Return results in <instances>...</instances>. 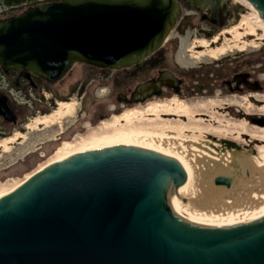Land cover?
Returning a JSON list of instances; mask_svg holds the SVG:
<instances>
[{
    "label": "water",
    "instance_id": "obj_1",
    "mask_svg": "<svg viewBox=\"0 0 264 264\" xmlns=\"http://www.w3.org/2000/svg\"><path fill=\"white\" fill-rule=\"evenodd\" d=\"M179 1L61 0L26 8L0 20V70L17 72V82L34 76L53 83L75 64L133 68L163 46ZM182 1L218 28L230 17L229 0ZM246 1L264 20V0ZM172 83L163 72L137 87L134 102ZM6 100L0 93V116L11 121ZM230 182L169 146L75 154L0 198V264H264V216H241L243 201Z\"/></svg>",
    "mask_w": 264,
    "mask_h": 264
},
{
    "label": "rangeland",
    "instance_id": "obj_2",
    "mask_svg": "<svg viewBox=\"0 0 264 264\" xmlns=\"http://www.w3.org/2000/svg\"><path fill=\"white\" fill-rule=\"evenodd\" d=\"M230 1L233 2H230V8L232 10L231 18H233V20L229 21L230 26L227 30L226 28L222 30H220V28L218 29V31L220 32H217V34L219 33L217 36H220V40H218V44L216 45L217 48H214V44L208 46L209 40H206L199 36H192V30L186 31L184 33V36L179 39L176 59L184 70L197 67L199 68V66L208 65L207 67L202 68V70H207L206 68H211L212 66L216 69H219L221 67V63H227L226 58H228V74L235 68V66H244V68L247 69V71L250 73V77L252 80L251 84L254 82H259L261 84L263 83V86L264 29H259L255 33V35L246 37L241 35L235 36L228 33V31L235 29L237 26H240L244 20L251 18L255 13H257L246 0ZM24 10L17 9V13H22ZM251 25L256 29H258L259 27L257 26L258 24L256 25L255 21H253V23L251 22ZM242 32H244V30H242ZM221 33L222 35H220ZM199 42L201 44L205 43L203 44L204 48L199 47ZM219 49L225 51L226 54L223 53L224 55H212L208 57L209 55L204 53L206 51H208L209 53L217 52V50L219 51ZM171 50L167 51L166 53L168 58L171 54ZM201 52H203L204 54H201ZM218 56L221 57L218 58ZM212 58L218 59L213 60ZM113 72L115 71L101 70L82 64H75L61 79V86L64 89L73 86H85L86 93L89 96L88 98V96L86 95V97L88 98L87 105L89 106V109L95 110L96 113L99 112V110H113L112 112H110V118L103 120L104 124L110 123L113 118L122 117L124 115L130 114L131 112H137L139 115L144 116L145 119H153L152 116H149V114L145 112L146 108L152 106L153 103L165 105L164 102H167V100H154L150 105L144 108L143 106L147 104L124 108L120 111L119 114H115L114 110H116L117 104L105 100L109 96L110 87L114 80L113 76L115 75V73ZM207 72H210V70H207ZM140 73L132 75L129 72H123L122 74L118 75V83L121 84L123 88H125L124 85H129L130 83L137 81L138 79L144 78V75L139 77ZM1 74L2 73L0 72V75ZM8 88V85L0 77V91L7 90ZM245 91L246 92L240 94H228V97L225 98L219 93V89H217L215 91V94L211 97L214 99L212 101L215 102V105H212V110L210 108V113L215 118H218L220 124H223L221 125L219 132H201L200 135H198L201 139L198 136L187 132L183 134L184 138H182V135H180V138H182L188 144V148L190 150H195L194 152H196L197 156L201 160L208 163L215 169L226 175H240L241 173L245 177L244 179H248L247 182H250L246 171L249 170L250 174L252 173L253 176L256 166H262L264 164V149H262L264 146V138H260L261 136H264V132L261 131V129H264V88L261 91L250 89H246ZM10 92L12 94V97L18 102V104H22L23 106H25L26 104L27 107L30 106V102L26 101V99L23 98L22 93L14 92L13 90H11ZM81 96L82 94H79L78 96L74 94L70 97V100H68L67 102L73 104V111L59 120L58 124H56L55 126L47 127L46 125L38 123L40 120L51 116L59 110L60 105L57 107V105L55 104V108H53L52 112L45 117L42 116V113L40 114L39 112H36L35 114H32L28 109H23V112L20 114L25 118L22 126L27 125L26 128L24 127L23 129H20L18 127L7 126L9 128L8 130L10 135L7 138H0V143L2 145H4V141L6 139L8 140L9 138L16 136L17 134H22L23 136L17 137V139L13 142L5 143L7 145L6 151L3 147H0V196L13 191L15 188L22 185L28 176L35 174L41 168L56 160L59 157L57 154L59 151H61L63 154H66L67 151L65 150V144H71L72 141H64V144H62L61 146L59 144L54 148L51 147V143L49 145L48 142L53 143L54 139L58 138L59 132L61 130L63 131L64 129H66V127L78 123L77 119H79V116L76 117V112H78L80 106ZM93 96L96 99H94ZM174 98L176 97L174 96ZM177 99L178 101H176V103H169L168 105H170L171 108H177L180 103L185 101L187 108L196 109L197 107L207 103L204 101L208 98L201 97L199 94L194 95L191 98L182 99L179 97ZM32 105L33 104H31V106ZM162 111L163 110L158 109V107H155V114H157L158 116ZM159 117L161 121H167L162 120L166 118L170 119L168 121H175L171 120V118H175L177 121V118L172 116L163 117L162 115ZM194 118L195 121L201 119L206 125L210 121V118L206 116L195 115ZM181 120L186 123L188 122L187 119L182 118ZM242 120H246V123H248L247 125H249L250 130L254 131L255 134L258 135V141L256 140V138L250 136L241 135L239 137L238 134L235 133V131L225 127L227 122L228 124L230 122L239 123ZM96 125L94 126L86 120V122H84L82 131L78 132V134L83 135L86 132L85 127L96 129L100 126V124L98 126ZM217 126L218 125H215V127ZM88 132L89 130L87 131V134L85 136H81L82 139L77 138V141L72 142V150H81L90 145L88 142V136L92 132ZM153 133L163 136L162 134H160L161 132ZM191 137H193L194 139H192ZM224 142L231 146L234 145L236 150H234L233 152H225L223 146ZM85 143L87 144V146ZM252 176H250V179L252 178Z\"/></svg>",
    "mask_w": 264,
    "mask_h": 264
},
{
    "label": "flooded vegetation",
    "instance_id": "obj_3",
    "mask_svg": "<svg viewBox=\"0 0 264 264\" xmlns=\"http://www.w3.org/2000/svg\"><path fill=\"white\" fill-rule=\"evenodd\" d=\"M58 1L61 0H23V1H18L17 3H9L10 4L9 5L7 3V0H0V20L18 15V13L20 12L17 13V9L24 10L29 7H37ZM230 2L233 3L232 1ZM179 6H180L179 18L177 20V23L173 31L166 39L163 46L158 51L153 53L150 57H148L146 60H144L141 64L133 68L122 69L113 72L115 73V75L113 76L114 80L110 87L109 96L105 100L117 104V108L116 110H114L115 114H119L120 111L123 110L124 108L147 104L143 106L144 108L150 105L151 102L154 100H159V101L167 100V102L164 103L165 105H168L169 103H176V101H178L177 98L179 97L182 99H186L199 94L201 97L208 98L205 99L204 102L207 103L214 102L212 101L214 99L211 97L215 94V91L217 89H219V93L226 98L228 97V94L244 93L246 92L245 91L246 89L261 91L264 88V85L262 86L263 83L261 84L259 82H254L251 84L252 80L250 77V73L247 71V69L244 68V66L242 67L235 66V68L231 70V72H229L228 74V58H226L227 63L225 64L221 63V67L219 69L218 68L216 69L213 66L211 68H206L207 70H210V72H207V70H202V68L207 67L208 65L199 66L200 69L197 67V68H190L184 70L176 59V52L178 50L179 39L184 36V33L186 31L192 30L193 33L192 36L194 37L199 36L206 40H209L208 46L214 44L215 45L214 48H217L216 45L218 44V40H220V36H217L219 33L217 34V32L220 31H218L219 29L218 26H216V24L211 21V17L207 15L205 11L199 12L193 6L185 4L182 0L179 1ZM10 9H14V10H10ZM227 10L230 12V17L226 20V23L220 28V30L225 28L227 30L230 26L229 21L233 20V18H231L232 10L230 8V3L227 4ZM220 35H222V33ZM199 44H200L199 47L204 48L203 44L205 43L201 44L199 42ZM169 50H171V54L168 58L166 53ZM204 53L208 54L209 55L208 57L212 55H221V54H217L216 52L209 53L208 51ZM204 53L201 52V54ZM224 54H226V52H224ZM219 57L221 56H218V58ZM218 58L215 59L212 58V59L217 60ZM0 72L2 73L1 70ZM123 72H129L132 75L140 73L139 77L144 75V78L138 79L137 81H134L129 85H124L125 88H123V86L118 83V79H117L118 75L122 74ZM163 72L171 73L176 78V83H172L171 85L160 87L156 91L158 92L156 95L155 94L152 95L150 98H147L144 102L135 103L134 100H137L141 97L139 94L134 95L137 87L146 82L155 81L156 79L159 78L160 74ZM17 76L18 73L14 71H10L9 74L2 73L0 75L1 79H3L9 87L7 90L0 91V93L4 97H6L7 100L5 105L12 112L11 121H8L0 116V130H1L0 138L9 137L10 135L8 130L9 126L18 127L20 129H23L24 127L26 128L27 125L22 126L25 118L20 114L23 112V109L26 110L28 109L29 112H31L32 114H35L36 112H39L40 114L42 113L43 114L42 116L45 117L46 115L52 112L53 108H55V105H57L58 107L62 103H69L67 101L70 100V97L74 94H76L77 96L79 94H82V96L80 97V106L78 112H76V117L79 116V119H77L78 123L66 127V129H64L63 131L61 130L59 132L58 138L54 139L53 143L48 142L49 145L51 143L50 146L53 148L59 144L61 146L62 144H64V141L75 142L77 141V138L82 139L81 136H85L88 130H89L88 133H90V132H94L95 130L97 131L98 129H101L102 128L101 126L104 124L103 120L110 118V112L113 111L111 109L107 111L99 110V112L96 113L95 110L89 109L88 108L89 106L87 105L89 96L86 93L85 86H78V87L73 86L64 89L61 86V82H62L61 80L57 82L49 83L32 76L30 80H25L21 78L17 82L16 80ZM15 84H17V86H15ZM11 90H13L14 92L22 93L23 98H25L26 101L30 102V106L27 107L26 104L25 106H23L22 104H18V102L12 97V94L10 92ZM92 94H93V90H92ZM86 95L88 96V98L86 97ZM174 96L176 98H174ZM93 98L96 99L94 96ZM183 103H185V101H183ZM31 104L33 105L31 106ZM69 104L73 106L72 103ZM153 104L152 105L154 107L161 106L159 103H153ZM172 109L174 110L176 108H172ZM72 111H73V107L71 112ZM56 113L57 111L51 116H48L43 120H40L38 123L44 125L43 121L50 118H53L54 122H56V118H55ZM160 115L161 116L163 115V117H170V116L175 117L174 114L162 113ZM197 115L206 116V117L209 116L206 113H200ZM149 116H152L153 119H148V120L151 121L156 120L155 114H149ZM86 120L89 121L94 126L96 124L98 125L100 124V126L96 129H90L88 127H85L86 132L83 135H79L78 132L82 131V128L84 127V122H86ZM162 120L168 121L170 119L166 118ZM171 120L176 121L175 118H171ZM179 121L184 122L183 120H179ZM72 142L71 144L73 145ZM223 144H224L223 146L225 152L228 151L233 152L234 150H236L234 145L231 146L225 142ZM246 173L248 177H250V171L247 170Z\"/></svg>",
    "mask_w": 264,
    "mask_h": 264
},
{
    "label": "bare ground",
    "instance_id": "obj_4",
    "mask_svg": "<svg viewBox=\"0 0 264 264\" xmlns=\"http://www.w3.org/2000/svg\"><path fill=\"white\" fill-rule=\"evenodd\" d=\"M253 21H255L256 25L258 24L257 26H259L260 28L258 27V29H256L254 26H252L251 22L253 23ZM263 24H264V20L257 13H255L251 18L244 20L240 26H237L235 29L228 31V33L235 36L241 35L245 37L250 35H255L257 30L264 29ZM242 30H244V32H242ZM224 52L225 51H223L222 49H219V51L217 50L216 53L223 54ZM212 105H215V102L205 103L204 105H201L196 109L187 108L186 104L183 102L180 103L178 107L174 110H172L170 105H161L158 107V109L163 110L160 114L162 113L174 114V116L177 118V121H161L159 117L161 115L158 116L157 114H155V107L153 105L149 106V108H146L145 112L147 114H155L157 118V120L155 121L145 119L144 116L139 115L137 112H131L128 115L113 118V120L110 123L103 124L101 129H98L97 131L90 133V135L88 136V142L90 144L89 146H87V144L85 143L87 146L86 148L81 150H72L73 148L72 144H65V150L67 151L66 154H63L61 151H59L57 153L59 157L56 160L50 162L48 165L41 168L35 174L42 171L51 164L65 160L66 158L73 156L75 154L90 152V151L109 148V147L126 146V145L169 146L172 148L187 151L192 155H194L195 157L199 158L196 152H194L195 150L194 149H193L194 151H192V149L190 150L188 148V144L182 138H184L183 134L187 132L192 133L195 136L200 135L201 132H208V133L219 132V129L223 124H220L218 118H215L214 116L211 115L210 112L212 110ZM72 107L73 106L69 103L60 104V109L57 111L55 115L56 122H54L53 118H50L43 121V124L46 125L47 127L54 126L55 124L58 123L59 120H61L66 115L70 114ZM200 113H206L209 115L208 117L210 118V121L208 122L207 125L201 119L195 121L194 116ZM182 118L187 119L188 122L186 123L179 121ZM247 124L248 123H246V120H242L239 123L230 122L228 124L227 122L225 127L235 131V133H237L239 137L241 135L250 136L256 138L257 140L258 135L255 134L254 131L250 130L249 125ZM215 125L218 126L215 127ZM261 131L264 132V129H261ZM153 132L156 133L161 132L160 134H162L164 137L157 135ZM180 135H182L183 137L180 138ZM19 136H23V135L17 134L16 136L9 138L8 140L6 139L4 142L5 143L13 142ZM193 137L191 138L194 139ZM260 138H264V136H261ZM5 143L4 145L0 143V147H3L4 150L6 151L7 145ZM262 149H264V146ZM35 174L28 176L25 182ZM222 175L230 179L231 181L230 185L243 201L240 209L241 216H245L248 221L255 220L257 218L264 216V164L262 166H258V165L256 166V169H254L253 176L252 173L250 174V176H252L251 179L249 177L250 182H247L248 179L247 180L244 179L245 177L241 173L240 175H231V174L226 175L222 173ZM5 195L6 194L2 196ZM2 196H0V198Z\"/></svg>",
    "mask_w": 264,
    "mask_h": 264
},
{
    "label": "trees",
    "instance_id": "obj_5",
    "mask_svg": "<svg viewBox=\"0 0 264 264\" xmlns=\"http://www.w3.org/2000/svg\"><path fill=\"white\" fill-rule=\"evenodd\" d=\"M18 1H23V0H7V3H17ZM242 2V1H241ZM10 5V4H9ZM10 10H14V9H10Z\"/></svg>",
    "mask_w": 264,
    "mask_h": 264
}]
</instances>
